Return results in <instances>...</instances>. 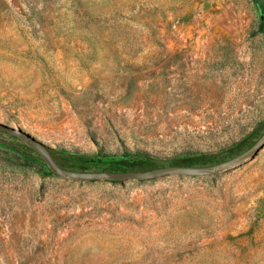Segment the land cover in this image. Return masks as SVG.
<instances>
[{
    "label": "rangeland",
    "instance_id": "374dc122",
    "mask_svg": "<svg viewBox=\"0 0 264 264\" xmlns=\"http://www.w3.org/2000/svg\"><path fill=\"white\" fill-rule=\"evenodd\" d=\"M0 264H264V0H0ZM23 137V138H22ZM27 137H32L27 140Z\"/></svg>",
    "mask_w": 264,
    "mask_h": 264
},
{
    "label": "water",
    "instance_id": "95a60500",
    "mask_svg": "<svg viewBox=\"0 0 264 264\" xmlns=\"http://www.w3.org/2000/svg\"><path fill=\"white\" fill-rule=\"evenodd\" d=\"M0 129L7 131L9 127L0 123ZM23 138V137H22ZM30 140L32 137H27ZM35 147L40 150L49 168L56 175L76 180H102V181H141L151 180L167 176H182V177H204L214 176L223 171L230 170L237 167L251 158H254L264 148V134L261 138L248 150L241 154L223 161L219 164L211 166H190V165H170L165 167L153 168L142 171H126V172H113V171H79L64 169L58 166L46 151L38 144Z\"/></svg>",
    "mask_w": 264,
    "mask_h": 264
}]
</instances>
